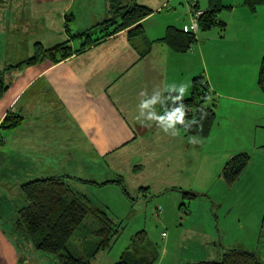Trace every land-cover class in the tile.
<instances>
[{
	"label": "crops",
	"instance_id": "1",
	"mask_svg": "<svg viewBox=\"0 0 264 264\" xmlns=\"http://www.w3.org/2000/svg\"><path fill=\"white\" fill-rule=\"evenodd\" d=\"M119 1L152 10L140 22L142 33L132 39L126 28L82 48L84 38L76 35L109 18L108 0H0V75L7 85L0 98V177L4 182L10 178V184L21 185L43 178L41 164L46 161L53 172L49 176L80 179L68 171L83 165L76 162V168H67L66 139L65 147L61 145V137L70 134L73 139L84 138L81 144L103 155L114 176L127 184L134 179L135 188L163 180L185 186L189 179L185 164L194 144L235 129V102L250 105L256 119L259 108L264 111V94L256 85L264 55V5L251 12L243 0H222L224 8L217 16L222 26L195 35V44L180 53L164 37L170 31L185 33L193 6L208 10V0ZM90 32L94 39L98 28ZM64 42L71 52L65 59L53 63L43 57L23 63L36 54L38 46L49 49ZM12 49L19 53L13 60ZM197 76L208 86L206 104H212L215 113L214 126L204 139L184 134L175 118L160 119L169 116L159 109L164 96L188 98ZM243 88L256 95L249 97L240 91ZM153 98L155 103L140 109ZM6 114L22 119L13 129L2 128ZM227 119L231 124L222 126ZM7 167L12 175L1 173ZM176 167L184 172H176ZM3 226L0 264H21L20 246Z\"/></svg>",
	"mask_w": 264,
	"mask_h": 264
},
{
	"label": "rangeland",
	"instance_id": "2",
	"mask_svg": "<svg viewBox=\"0 0 264 264\" xmlns=\"http://www.w3.org/2000/svg\"><path fill=\"white\" fill-rule=\"evenodd\" d=\"M189 23L187 20V25ZM200 34V31L195 33L196 37ZM15 51L12 49V60L19 57L18 51ZM251 90L243 88L240 91L249 93ZM254 96L249 93V97ZM235 103L238 104L233 115L235 122L232 123H236L235 129L230 127V130L220 132L218 136L212 135L207 141L194 144L189 163L185 164L189 177L185 186L171 185L163 180L156 183L153 181L143 187L137 185L135 188V180L131 179L130 186L124 183L127 192L124 194L118 184L103 183L107 179L117 178L109 171L111 168L103 155L92 152V146L81 144L84 138L73 139L70 134L61 137V145L64 146L66 139L65 146H68H64L67 168H76V162L83 165L81 169L68 171V174L77 175L83 182L72 176L68 179L70 184L93 205L105 210L114 223L119 224V234L112 239L108 248L98 251L89 264H115L140 231L145 233L143 249L146 256L155 259L152 264L217 261L227 248L254 250L264 260V231L260 228L264 211V111L259 108L256 119L251 116L250 105L245 102ZM214 123L215 120L212 127ZM226 124L230 125L231 120H223L221 123L222 126ZM71 140H75L74 144H70ZM46 153L48 155L49 152ZM238 153H246L249 161L238 179L229 185L222 178L221 172L226 161ZM38 164L32 167L36 168ZM46 164L48 161L41 164L40 174L44 177L53 173L47 169ZM174 170L184 172L180 167ZM2 172L8 175L13 173L9 167L1 169ZM11 180L9 178V182ZM9 182H4L0 177V224L11 231L9 237L20 246L23 257L21 264H58L55 255L36 251L23 231L16 228L15 217L25 201L20 184ZM145 186H148V190L144 189ZM181 191L196 193L197 197L184 198ZM85 226L91 230L97 229L90 215L84 218L81 228ZM89 232L86 231V235L77 232L70 239L68 249H72L74 255L85 257V252L80 253L84 240L91 246L99 242Z\"/></svg>",
	"mask_w": 264,
	"mask_h": 264
},
{
	"label": "trees",
	"instance_id": "3",
	"mask_svg": "<svg viewBox=\"0 0 264 264\" xmlns=\"http://www.w3.org/2000/svg\"><path fill=\"white\" fill-rule=\"evenodd\" d=\"M209 9L201 11L198 18V31L206 32L214 26H222L217 16L224 8L222 0H208ZM243 5L251 12L258 6L264 5V0H243ZM110 16L108 19L94 26L91 30L98 28V35L92 39L91 30L77 34L83 37L82 48L95 44L98 41L129 28L130 38H135L142 33L140 22L151 14L152 10L132 2V4H121L119 0H108ZM195 10H199L194 5ZM200 11V10H199ZM175 52H186L196 42L195 34L182 33V31H170L163 39ZM36 54L27 58L23 63L32 64L37 59L48 58L53 63L65 59L71 55L67 42L58 44L49 49L37 47ZM21 65V64H18ZM257 86L264 94V55L260 62L257 74ZM7 89L0 75V98ZM208 86L203 77L197 76L192 80L191 92L188 98L169 94L164 96L159 105L163 114L171 115L177 109L181 110L182 122L179 123L180 130L186 135L205 138L209 134L215 120L214 106L206 104L208 99ZM181 113H177L180 115ZM21 117L14 114H6L1 127L6 129L15 128L21 121ZM249 161L246 153H238L226 161L221 176L224 181L232 185L242 173ZM68 176H48L34 178L20 185V191L25 205L17 211L15 217L16 228L23 231L30 240L36 251L53 254L57 257L58 264H89L98 251L108 248L113 238L119 234V224L108 217L105 210L95 206L83 194L77 192L70 184ZM83 182L81 179H76ZM103 183H116L122 192L126 194V188L122 178L107 180ZM103 183H99L103 184ZM96 185V183H93ZM98 185V184H97ZM145 189V188H144ZM182 192V191H181ZM182 196L187 199L197 197L196 193L183 191ZM90 215L97 224L96 230L82 227L86 216ZM261 230L264 231V211L261 220ZM94 234L99 242L91 246L84 240L80 253L76 256L68 249L70 239L78 232L86 235ZM145 233L140 231L132 238L130 246L122 253L120 260L115 264H152L155 259H149L143 249ZM87 244L88 246H85ZM91 246V247H90ZM195 264H264L259 253L244 248H227L222 252L217 261L199 260Z\"/></svg>",
	"mask_w": 264,
	"mask_h": 264
},
{
	"label": "built area",
	"instance_id": "4",
	"mask_svg": "<svg viewBox=\"0 0 264 264\" xmlns=\"http://www.w3.org/2000/svg\"><path fill=\"white\" fill-rule=\"evenodd\" d=\"M202 14L199 10H193L190 11L191 20L189 25H186L184 28L185 33H192L195 34L198 31V18ZM162 236H164V233H162Z\"/></svg>",
	"mask_w": 264,
	"mask_h": 264
},
{
	"label": "clouds",
	"instance_id": "5",
	"mask_svg": "<svg viewBox=\"0 0 264 264\" xmlns=\"http://www.w3.org/2000/svg\"><path fill=\"white\" fill-rule=\"evenodd\" d=\"M181 91H183V89H181ZM153 103H155V98H153L152 100L147 101L145 103H142L139 107H140L141 110H143V109L148 108L149 105L153 104ZM177 113H181V110L177 109L175 112H173L171 115L167 116L166 118L165 117H161L160 119L161 120L166 119L167 121L171 122L175 118V120H177L178 122H182V119H181L182 113L180 115H177ZM141 115H143V111H141ZM169 127H171V123H169Z\"/></svg>",
	"mask_w": 264,
	"mask_h": 264
}]
</instances>
